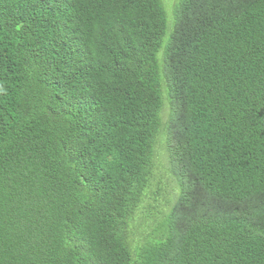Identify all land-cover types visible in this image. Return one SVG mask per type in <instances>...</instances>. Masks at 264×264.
I'll return each instance as SVG.
<instances>
[{
	"label": "trees",
	"instance_id": "1",
	"mask_svg": "<svg viewBox=\"0 0 264 264\" xmlns=\"http://www.w3.org/2000/svg\"><path fill=\"white\" fill-rule=\"evenodd\" d=\"M0 264H264V0H0Z\"/></svg>",
	"mask_w": 264,
	"mask_h": 264
},
{
	"label": "rangeland",
	"instance_id": "2",
	"mask_svg": "<svg viewBox=\"0 0 264 264\" xmlns=\"http://www.w3.org/2000/svg\"><path fill=\"white\" fill-rule=\"evenodd\" d=\"M167 106H166V103H164V108H163V111H162V119L164 122V120L166 119V112H167ZM165 136H164V132H163V125L160 126V130L158 132V135H157V138H156V144H155V154H156V160H161L162 163H164V158H165ZM157 162V161H155ZM164 198H158V200L156 201V204L157 206H160V209H162L161 205L163 204V201H164ZM145 206V204H144ZM137 223H141L140 221H137V222H131L130 223V226H134L136 225ZM131 229V228H130Z\"/></svg>",
	"mask_w": 264,
	"mask_h": 264
}]
</instances>
